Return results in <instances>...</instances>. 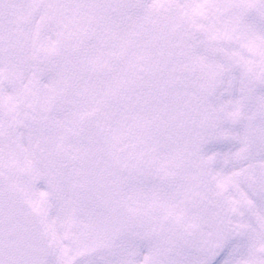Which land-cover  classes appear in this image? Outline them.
<instances>
[{
  "label": "snow or ice",
  "instance_id": "snow-or-ice-1",
  "mask_svg": "<svg viewBox=\"0 0 264 264\" xmlns=\"http://www.w3.org/2000/svg\"><path fill=\"white\" fill-rule=\"evenodd\" d=\"M0 264H264V0H0Z\"/></svg>",
  "mask_w": 264,
  "mask_h": 264
}]
</instances>
